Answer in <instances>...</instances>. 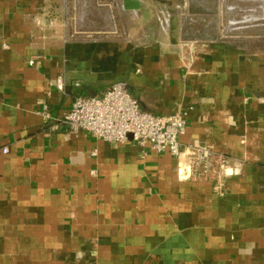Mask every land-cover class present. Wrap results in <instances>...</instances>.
<instances>
[{"label":"crops","instance_id":"0c3cea01","mask_svg":"<svg viewBox=\"0 0 264 264\" xmlns=\"http://www.w3.org/2000/svg\"><path fill=\"white\" fill-rule=\"evenodd\" d=\"M71 1L0 0V264H264V42L186 41L151 0H118L129 33L90 32ZM119 81L144 111L183 110L180 144L235 174L190 180L166 153L68 137L40 115Z\"/></svg>","mask_w":264,"mask_h":264},{"label":"built area","instance_id":"2783aa9c","mask_svg":"<svg viewBox=\"0 0 264 264\" xmlns=\"http://www.w3.org/2000/svg\"><path fill=\"white\" fill-rule=\"evenodd\" d=\"M83 24L82 30L104 32V29L90 30L92 28ZM28 63L32 65L33 61ZM54 86L62 89L59 80ZM40 115L44 122L52 121L50 129L53 131L64 126L68 137L83 132L94 140L110 144L132 141L142 150L148 149L158 155L166 153L177 161V173L190 180L211 178L218 183L221 176L236 172L224 155L211 149L180 144L178 139L186 131V113L183 110L168 116L144 111L122 81L110 85L100 96L74 97L70 108L60 118L52 117L45 107ZM7 152V148H2L3 154ZM93 155L95 151L91 153Z\"/></svg>","mask_w":264,"mask_h":264},{"label":"rangeland","instance_id":"374dc122","mask_svg":"<svg viewBox=\"0 0 264 264\" xmlns=\"http://www.w3.org/2000/svg\"><path fill=\"white\" fill-rule=\"evenodd\" d=\"M150 4V7H154L155 10L161 6L168 7L172 14L179 18L178 21H183L182 29L183 34L186 35V41L193 38L207 40L212 37L223 40L264 42V0H151ZM120 7L118 0L109 2L106 0H76L67 5L71 12L69 13L71 22L81 29H83V22L92 28L90 30L104 29V32L111 30L114 34L119 33L118 29L113 30L114 27H118L123 30V36L133 28L128 18H121ZM189 17L195 23L188 22ZM142 19L143 22L147 20V17ZM132 21L136 23V19L132 18ZM52 23L54 24V21ZM153 23L150 24L154 25ZM149 29L148 34H140L135 41L141 44L151 40L153 33L150 27ZM99 32L104 33L103 30ZM73 36L75 34L70 35L71 38Z\"/></svg>","mask_w":264,"mask_h":264},{"label":"water","instance_id":"95a60500","mask_svg":"<svg viewBox=\"0 0 264 264\" xmlns=\"http://www.w3.org/2000/svg\"><path fill=\"white\" fill-rule=\"evenodd\" d=\"M124 1V4L126 6V8H131V7H136V5H131V1L130 0H123ZM133 1H136V0H133Z\"/></svg>","mask_w":264,"mask_h":264}]
</instances>
